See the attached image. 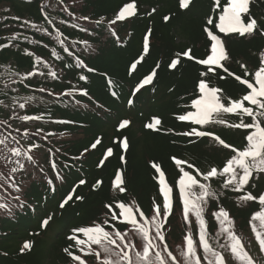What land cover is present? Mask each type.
I'll use <instances>...</instances> for the list:
<instances>
[{
  "label": "trees",
  "instance_id": "16d2710c",
  "mask_svg": "<svg viewBox=\"0 0 264 264\" xmlns=\"http://www.w3.org/2000/svg\"><path fill=\"white\" fill-rule=\"evenodd\" d=\"M132 2L135 15L117 20L119 11ZM220 5L226 6L225 0ZM221 6L216 0H191L188 7H182L181 0H0V140L5 141L0 144V264H75L65 249L93 264L88 251L81 252L69 239H85L73 230L107 219L106 228L114 224L128 232L120 220L111 221L109 204L113 210L121 202L134 204L149 219L156 205L163 212L154 164L173 199L172 210L158 221L163 222L165 239L156 243L167 247L155 250L164 256L168 250L184 264L181 253L191 235L203 260L199 222L191 211L185 219L178 185L180 169H189L173 158L201 172L219 168L230 149L210 136L182 133L197 127L243 149L248 130L218 123L199 126L178 117L194 111L201 81L222 89L226 99H238L246 86L235 75L251 80L264 66V0H250L247 18L257 21L258 30L244 36L220 33L214 26ZM209 19L214 25L207 24ZM205 28L223 42L228 59L221 63L228 73L212 66L214 71L204 75L209 66L199 61L211 48ZM188 50L192 59L183 55ZM176 60V67H170ZM150 75L151 81L144 84ZM25 116L39 119H22ZM214 119L239 122L227 113ZM124 121L129 123L121 128ZM117 174L125 193L115 187ZM210 190L215 195L202 205L209 243L226 264H240L230 249L221 247L229 242L226 233L219 234L213 214L223 208L254 264H264L253 232V225L261 231L253 217L264 205L258 199H239L248 192L264 194V173L254 171L241 192L223 187L222 178L212 180ZM68 196L72 199L64 203ZM126 239L139 241L130 232ZM26 242L31 247L21 251Z\"/></svg>",
  "mask_w": 264,
  "mask_h": 264
},
{
  "label": "snow or ice",
  "instance_id": "6c2138e0",
  "mask_svg": "<svg viewBox=\"0 0 264 264\" xmlns=\"http://www.w3.org/2000/svg\"><path fill=\"white\" fill-rule=\"evenodd\" d=\"M191 0H181L182 7H188ZM250 0H225L226 6L220 5V0H216L217 6L222 7V12L219 15V23L214 25V21L209 19L208 25H214L218 28L220 33L225 34H239L244 36L246 34H252L257 32L258 25L255 19L247 18L249 12ZM136 6L135 3L126 4L117 14V20H124L135 15ZM115 23V21H113ZM34 26V25H33ZM205 32L211 41L210 55L206 59H202L199 63L209 66L204 75H207L208 71H214L212 66L222 68L225 73L229 72V69L224 66L222 61L228 59L227 51L223 46V42L218 35L213 34V31L209 28H205ZM264 34V33H261ZM62 43V42H61ZM184 56L192 59L191 50L183 53ZM179 60L173 61L170 67L175 68ZM264 64V59L261 61ZM241 67H244L243 65ZM31 75V73H30ZM55 75V73H52ZM229 75H234L230 73ZM247 76V72L243 74ZM81 79H86L81 77ZM152 76H148L144 80V84L151 81ZM235 80L240 84L245 85V94L238 99L224 98L222 89L209 87L204 81H201L198 85L199 97L192 102V108L194 111H189L184 115H180L178 119L180 121H190L194 125H206L210 123L223 124L226 127L235 129L248 130L244 136L246 144L243 149H238L231 144H228L220 136L213 132L206 130H199L197 127H192L190 131L182 133L184 136L205 137L210 136L224 149H230V157L220 166L211 167L206 172H201L195 165L188 163L187 161L177 160L173 158L177 165H187L189 171H185L184 168L180 169V176L178 180L180 194L183 197L184 216L188 217V213L191 211L196 215L199 222V243L203 249V260L197 255V248L194 241L189 235L186 237L187 246L181 255L184 260V264H225L224 255L221 252L216 251L207 239L208 233L206 229V222L203 219V207L202 205L207 201L209 197L215 195L210 190V182L216 178L223 179V187L228 188L231 186V190L234 192H241L245 186L249 184L250 179L253 176V172L264 173V66L259 67L253 75V79H242L240 75H235ZM143 86V85H141ZM87 95L86 92L83 93ZM24 107V105H21ZM222 113L232 114L239 120L238 123H229L224 119H214L215 116H219ZM247 118L248 122H245ZM22 119H39V117L25 116ZM128 121H124L120 124L123 128ZM156 124L160 121L156 120ZM147 127L152 128L153 125L149 124ZM4 140H0V144H4ZM95 147V145H93ZM123 147H128L127 141H123ZM12 152L16 156L21 155L19 149H12ZM111 149L108 150L111 155ZM31 158V157H29ZM54 166V165H53ZM159 172V184L163 185L161 192L164 194L163 212L159 205H156L151 218L145 216V213L135 208V205H129L121 202L116 206V210H113V205H106L109 209L108 215L111 221L120 220V222L128 229L133 236L139 237V241L134 243L133 240L126 239L128 232H123L116 228V226L110 225L106 228L105 225H109V220H104L100 223H94L92 226L74 229V232L82 233L85 239H78L76 236H70V240H74L76 245L80 247V251L84 252L85 247L88 249V256L93 258V264H180L177 257L168 252L166 256L161 255V252L154 251L160 248L162 251L167 247L165 244L156 243L157 240L164 241L165 237L162 235L161 229L163 228V222H158L161 215H167L170 208L169 194L171 187L165 182L164 174L157 165H153ZM12 171H15L13 169ZM195 174H192V173ZM198 177H202L198 179ZM81 184L85 181L81 180ZM124 181L121 175L117 174L115 179V187L120 193H125L127 190L123 187ZM194 189H199V193L196 194ZM72 197L68 196L64 203L71 200ZM82 199V197H77ZM242 201L259 200V203L264 205V194L254 196L251 192L239 197ZM4 205H0L3 207ZM64 204H61L63 207ZM135 209V210H134ZM215 219L220 223V233L227 234L228 244L221 245L222 248L227 247L230 249L232 256L240 262V264H254L252 257L245 251L240 238L231 230L232 221L229 218V213L221 208L218 212L213 214ZM139 217V219H138ZM253 220H259L261 231L256 230V226L253 225V232L255 233L256 240L260 246L262 252H264V210L257 212L253 217ZM48 220L43 221L46 226ZM153 225H155V232H153ZM218 234V235H219ZM30 243H25L21 251L29 249ZM139 247V251L133 250ZM69 256L78 262V264H88V260L80 255H73L68 249H65Z\"/></svg>",
  "mask_w": 264,
  "mask_h": 264
},
{
  "label": "rangeland",
  "instance_id": "374dc122",
  "mask_svg": "<svg viewBox=\"0 0 264 264\" xmlns=\"http://www.w3.org/2000/svg\"><path fill=\"white\" fill-rule=\"evenodd\" d=\"M169 212H170V211H169ZM161 216H163V214H162ZM138 219H139V217H138ZM241 243H242V241H241ZM242 244H243V243H242ZM85 250L88 251V249H87L86 247H85ZM155 251H157V250H155ZM168 252H170V251L167 250V253H168ZM161 255H163V254L161 253ZM75 264H78V262L76 261ZM225 264H226V263H225Z\"/></svg>",
  "mask_w": 264,
  "mask_h": 264
}]
</instances>
